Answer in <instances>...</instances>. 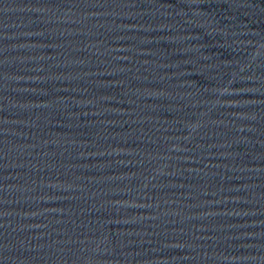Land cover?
Masks as SVG:
<instances>
[{
    "label": "water",
    "instance_id": "obj_1",
    "mask_svg": "<svg viewBox=\"0 0 264 264\" xmlns=\"http://www.w3.org/2000/svg\"><path fill=\"white\" fill-rule=\"evenodd\" d=\"M0 264H264V0H0Z\"/></svg>",
    "mask_w": 264,
    "mask_h": 264
}]
</instances>
